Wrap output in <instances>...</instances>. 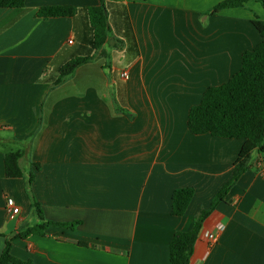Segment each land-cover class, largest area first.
Wrapping results in <instances>:
<instances>
[{"label":"crops","instance_id":"1","mask_svg":"<svg viewBox=\"0 0 264 264\" xmlns=\"http://www.w3.org/2000/svg\"><path fill=\"white\" fill-rule=\"evenodd\" d=\"M117 1L127 8L138 55L114 31L92 50L87 9L100 0L0 9V253L8 239L50 221L76 224L14 239L13 256L32 264H170L174 234L191 231L233 176L245 141L193 135L188 115L262 42L252 21H264V8L250 1L209 15L225 0ZM54 6L77 13L37 16ZM88 55L54 84L60 68ZM21 150L23 177L8 178L5 155ZM263 156L253 153L207 217L190 264H264ZM181 188L195 195L178 217L172 196ZM9 198L20 215L7 211Z\"/></svg>","mask_w":264,"mask_h":264},{"label":"trees","instance_id":"2","mask_svg":"<svg viewBox=\"0 0 264 264\" xmlns=\"http://www.w3.org/2000/svg\"><path fill=\"white\" fill-rule=\"evenodd\" d=\"M250 1H256L264 8V0H225L215 6L209 15H216L222 10L240 8ZM26 0H0V9H24ZM77 9L70 6L41 8L40 18L71 17ZM91 25V47L93 51L101 50L111 32L127 43L128 54L138 55V47L132 30L127 8L117 0H100V4L87 9ZM262 37V42L254 49L242 55V65L228 82L221 86L208 88L198 105L191 107L188 115V128L193 135L210 134L224 139L244 140L239 157L235 163L232 178L216 194L211 207L202 210L196 218L193 229L189 232H176L170 242V264H190L195 244L199 238L203 223L216 206L227 196L239 178L250 168L254 152L264 155V21L255 17L252 21ZM92 56L76 57L59 70V78L54 82L61 85L75 71L90 62ZM24 152L15 151L5 155V170L8 178H22L23 170L20 160ZM37 166V165H35ZM33 176L30 182L33 181ZM195 195L192 188H181L172 196V215L181 217ZM33 206L38 209L42 221L44 217L38 203L33 199ZM74 224L44 222L29 228L24 233L15 235L6 241V247L0 253V264H32L22 261L12 254L13 240L33 234L44 235L51 226L74 228Z\"/></svg>","mask_w":264,"mask_h":264},{"label":"built area","instance_id":"3","mask_svg":"<svg viewBox=\"0 0 264 264\" xmlns=\"http://www.w3.org/2000/svg\"><path fill=\"white\" fill-rule=\"evenodd\" d=\"M122 77L125 79H128L129 78L128 72L126 71L123 72ZM263 161H264V156H263ZM262 164H263V170H264V162ZM6 209L13 216H18L21 213V209L19 208L15 200L12 198H9L7 200ZM208 238L211 243H215L218 239V236L217 234L212 233V234H208Z\"/></svg>","mask_w":264,"mask_h":264},{"label":"rangeland","instance_id":"4","mask_svg":"<svg viewBox=\"0 0 264 264\" xmlns=\"http://www.w3.org/2000/svg\"><path fill=\"white\" fill-rule=\"evenodd\" d=\"M107 62H105V60H102V64H106ZM107 65V64H106Z\"/></svg>","mask_w":264,"mask_h":264}]
</instances>
